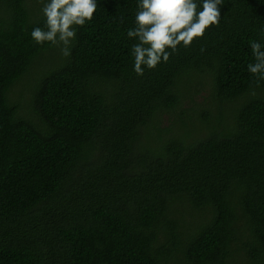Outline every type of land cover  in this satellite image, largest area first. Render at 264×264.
Masks as SVG:
<instances>
[{
  "label": "trees",
  "instance_id": "obj_1",
  "mask_svg": "<svg viewBox=\"0 0 264 264\" xmlns=\"http://www.w3.org/2000/svg\"><path fill=\"white\" fill-rule=\"evenodd\" d=\"M96 2L64 57L31 37L40 0H0V264H264V80L247 67L264 0H223L218 26L142 77L138 0ZM204 84L215 108L180 115Z\"/></svg>",
  "mask_w": 264,
  "mask_h": 264
},
{
  "label": "clouds",
  "instance_id": "obj_2",
  "mask_svg": "<svg viewBox=\"0 0 264 264\" xmlns=\"http://www.w3.org/2000/svg\"><path fill=\"white\" fill-rule=\"evenodd\" d=\"M46 17L45 27H35L32 39L40 45L49 43L59 47L64 57L71 55V46L77 38V28L94 19L96 0H40ZM223 0H138L135 27L127 30V37L135 39L132 46L133 70L137 76L167 63L179 51L189 48L206 31L218 26ZM255 63L248 64V71L264 80V50L257 41H250ZM203 51V49H202ZM253 95L255 93L253 92Z\"/></svg>",
  "mask_w": 264,
  "mask_h": 264
},
{
  "label": "rangeland",
  "instance_id": "obj_3",
  "mask_svg": "<svg viewBox=\"0 0 264 264\" xmlns=\"http://www.w3.org/2000/svg\"><path fill=\"white\" fill-rule=\"evenodd\" d=\"M34 78L35 76L33 75L24 76L23 79L13 87L10 96H19L21 103H23L24 99H28L29 89ZM216 103V100L213 99L210 93L208 85L204 84L203 86L191 87V89L187 91L180 106V115L184 113L185 118L190 117L192 121H197L202 112L215 108ZM177 113H179V108ZM177 122V119H175L173 115L171 116L168 113H163L160 118L159 127L167 128L169 126H174V128H176L178 127Z\"/></svg>",
  "mask_w": 264,
  "mask_h": 264
}]
</instances>
